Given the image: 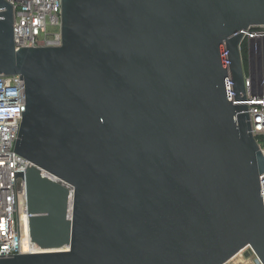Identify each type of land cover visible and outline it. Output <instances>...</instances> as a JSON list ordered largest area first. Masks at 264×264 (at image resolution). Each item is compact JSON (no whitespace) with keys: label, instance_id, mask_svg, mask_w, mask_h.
<instances>
[{"label":"water","instance_id":"obj_1","mask_svg":"<svg viewBox=\"0 0 264 264\" xmlns=\"http://www.w3.org/2000/svg\"><path fill=\"white\" fill-rule=\"evenodd\" d=\"M60 23V46L16 49L0 0L29 161L14 172L19 254L0 264H264L239 48L264 0H61Z\"/></svg>","mask_w":264,"mask_h":264},{"label":"built area","instance_id":"obj_2","mask_svg":"<svg viewBox=\"0 0 264 264\" xmlns=\"http://www.w3.org/2000/svg\"><path fill=\"white\" fill-rule=\"evenodd\" d=\"M13 11L15 48L61 45V0H5ZM242 47L250 64L245 69ZM240 53L245 80V105L251 132L264 155V25L243 30ZM235 103V101L233 102ZM25 105L24 82L19 75L0 74V257L19 254L14 172L29 161L14 152ZM264 211V172L259 177ZM10 255V256H8Z\"/></svg>","mask_w":264,"mask_h":264},{"label":"rangeland","instance_id":"obj_3","mask_svg":"<svg viewBox=\"0 0 264 264\" xmlns=\"http://www.w3.org/2000/svg\"><path fill=\"white\" fill-rule=\"evenodd\" d=\"M244 66H245V69L248 71V61L245 60V63H244ZM241 252L236 254L234 257H232L226 264H230L232 263L233 261H235L239 256H241Z\"/></svg>","mask_w":264,"mask_h":264},{"label":"trees","instance_id":"obj_4","mask_svg":"<svg viewBox=\"0 0 264 264\" xmlns=\"http://www.w3.org/2000/svg\"><path fill=\"white\" fill-rule=\"evenodd\" d=\"M242 55H243V60H244V63H245V60H246V50L244 47H242Z\"/></svg>","mask_w":264,"mask_h":264}]
</instances>
